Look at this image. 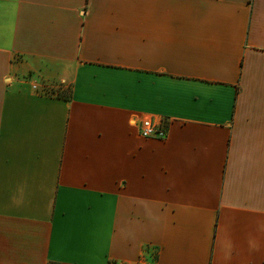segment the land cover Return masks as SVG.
Masks as SVG:
<instances>
[{
    "label": "crops",
    "instance_id": "crops-1",
    "mask_svg": "<svg viewBox=\"0 0 264 264\" xmlns=\"http://www.w3.org/2000/svg\"><path fill=\"white\" fill-rule=\"evenodd\" d=\"M140 260L264 264V0H0V264Z\"/></svg>",
    "mask_w": 264,
    "mask_h": 264
},
{
    "label": "built area",
    "instance_id": "built-area-1",
    "mask_svg": "<svg viewBox=\"0 0 264 264\" xmlns=\"http://www.w3.org/2000/svg\"><path fill=\"white\" fill-rule=\"evenodd\" d=\"M141 137L145 139H166L168 136L167 125L155 116H144L133 122ZM138 264H146L145 260H140Z\"/></svg>",
    "mask_w": 264,
    "mask_h": 264
},
{
    "label": "rangeland",
    "instance_id": "rangeland-1",
    "mask_svg": "<svg viewBox=\"0 0 264 264\" xmlns=\"http://www.w3.org/2000/svg\"><path fill=\"white\" fill-rule=\"evenodd\" d=\"M70 92V89L66 88V89H60L58 91H55L53 93H57V95H60V96H65L67 95L68 93Z\"/></svg>",
    "mask_w": 264,
    "mask_h": 264
},
{
    "label": "trees",
    "instance_id": "trees-1",
    "mask_svg": "<svg viewBox=\"0 0 264 264\" xmlns=\"http://www.w3.org/2000/svg\"><path fill=\"white\" fill-rule=\"evenodd\" d=\"M69 95H70V92L67 94V95H65V96H61V97H63V98H68L69 97ZM60 96V95H59Z\"/></svg>",
    "mask_w": 264,
    "mask_h": 264
}]
</instances>
